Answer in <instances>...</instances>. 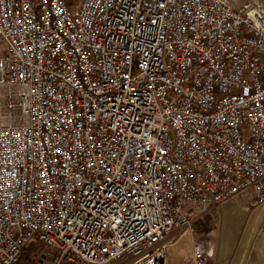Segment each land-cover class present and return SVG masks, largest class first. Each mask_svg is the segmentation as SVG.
Listing matches in <instances>:
<instances>
[{
  "label": "built area",
  "instance_id": "1",
  "mask_svg": "<svg viewBox=\"0 0 264 264\" xmlns=\"http://www.w3.org/2000/svg\"><path fill=\"white\" fill-rule=\"evenodd\" d=\"M0 91V264H168L177 230L208 264L191 212L264 207L261 3L0 0Z\"/></svg>",
  "mask_w": 264,
  "mask_h": 264
},
{
  "label": "rangeland",
  "instance_id": "2",
  "mask_svg": "<svg viewBox=\"0 0 264 264\" xmlns=\"http://www.w3.org/2000/svg\"><path fill=\"white\" fill-rule=\"evenodd\" d=\"M226 1L235 10L247 3L264 5V0ZM8 115L4 93L0 91V125L13 123ZM250 200L231 198L212 211L191 212L193 226L213 249V257L208 264H264V207L247 209ZM170 236L168 262L184 264L192 255V236L185 230L174 231ZM33 252L31 259L38 264ZM125 263L115 261L111 264Z\"/></svg>",
  "mask_w": 264,
  "mask_h": 264
},
{
  "label": "trees",
  "instance_id": "3",
  "mask_svg": "<svg viewBox=\"0 0 264 264\" xmlns=\"http://www.w3.org/2000/svg\"><path fill=\"white\" fill-rule=\"evenodd\" d=\"M71 2V0H67ZM37 243H30L22 252V256L17 264H34L33 260L31 259V254L36 248ZM40 248L43 249V245H40Z\"/></svg>",
  "mask_w": 264,
  "mask_h": 264
},
{
  "label": "crops",
  "instance_id": "4",
  "mask_svg": "<svg viewBox=\"0 0 264 264\" xmlns=\"http://www.w3.org/2000/svg\"><path fill=\"white\" fill-rule=\"evenodd\" d=\"M170 240H171V236H170V234H169V236H168V237L166 238V240H165V243H166L167 245H171ZM168 264H169V262H168Z\"/></svg>",
  "mask_w": 264,
  "mask_h": 264
}]
</instances>
